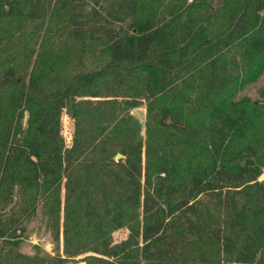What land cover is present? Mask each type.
<instances>
[{
  "label": "trees",
  "instance_id": "obj_1",
  "mask_svg": "<svg viewBox=\"0 0 264 264\" xmlns=\"http://www.w3.org/2000/svg\"><path fill=\"white\" fill-rule=\"evenodd\" d=\"M263 73L264 0H0V264H264Z\"/></svg>",
  "mask_w": 264,
  "mask_h": 264
},
{
  "label": "rangeland",
  "instance_id": "obj_2",
  "mask_svg": "<svg viewBox=\"0 0 264 264\" xmlns=\"http://www.w3.org/2000/svg\"><path fill=\"white\" fill-rule=\"evenodd\" d=\"M264 87V73L259 77L257 82L249 85L245 88L242 94L247 95L251 99L257 98V90ZM138 109L142 117L145 115V109L143 106H139ZM62 137L65 145L68 146L70 143L72 133V122L71 120L63 115L61 119ZM258 181L264 183V169L261 175L258 177ZM125 229L113 230L107 233L105 236L110 244L118 243L126 235ZM17 251L23 255L31 256L34 252L39 254L53 256L60 253V246H56L51 241L48 231L45 227V220L41 217L40 211L33 216V218L26 223L25 233L23 239L18 245ZM86 255L82 254L79 257L74 258L72 261H68L65 264H86Z\"/></svg>",
  "mask_w": 264,
  "mask_h": 264
},
{
  "label": "water",
  "instance_id": "obj_3",
  "mask_svg": "<svg viewBox=\"0 0 264 264\" xmlns=\"http://www.w3.org/2000/svg\"><path fill=\"white\" fill-rule=\"evenodd\" d=\"M131 115L136 119L140 128L143 129L144 128V118L142 117L140 110L138 108L133 109L131 112Z\"/></svg>",
  "mask_w": 264,
  "mask_h": 264
}]
</instances>
